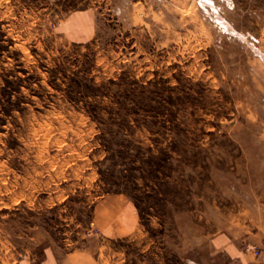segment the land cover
<instances>
[{
    "label": "rangeland",
    "instance_id": "374dc122",
    "mask_svg": "<svg viewBox=\"0 0 264 264\" xmlns=\"http://www.w3.org/2000/svg\"><path fill=\"white\" fill-rule=\"evenodd\" d=\"M252 235L264 0H0V264H220Z\"/></svg>",
    "mask_w": 264,
    "mask_h": 264
},
{
    "label": "crops",
    "instance_id": "0c3cea01",
    "mask_svg": "<svg viewBox=\"0 0 264 264\" xmlns=\"http://www.w3.org/2000/svg\"><path fill=\"white\" fill-rule=\"evenodd\" d=\"M121 227L127 230L128 221H124V225ZM246 239L248 242L257 245L260 243V237L256 235L247 236ZM262 239H264V236ZM217 254L220 255L222 260L220 264H264V250L259 257L253 258L242 251L241 242L237 239L231 240L220 247ZM20 264H98V259L90 246H81L65 253L62 257H58L54 251H46L43 258L30 259L28 257L21 260Z\"/></svg>",
    "mask_w": 264,
    "mask_h": 264
},
{
    "label": "built area",
    "instance_id": "2783aa9c",
    "mask_svg": "<svg viewBox=\"0 0 264 264\" xmlns=\"http://www.w3.org/2000/svg\"><path fill=\"white\" fill-rule=\"evenodd\" d=\"M244 247L247 251H250L255 257L259 256L260 248L252 243H245Z\"/></svg>",
    "mask_w": 264,
    "mask_h": 264
}]
</instances>
